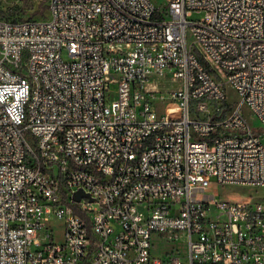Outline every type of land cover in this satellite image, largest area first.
<instances>
[{
	"label": "built area",
	"instance_id": "1",
	"mask_svg": "<svg viewBox=\"0 0 264 264\" xmlns=\"http://www.w3.org/2000/svg\"><path fill=\"white\" fill-rule=\"evenodd\" d=\"M48 9L0 15V264H264L217 191L264 188V0Z\"/></svg>",
	"mask_w": 264,
	"mask_h": 264
},
{
	"label": "rangeland",
	"instance_id": "2",
	"mask_svg": "<svg viewBox=\"0 0 264 264\" xmlns=\"http://www.w3.org/2000/svg\"><path fill=\"white\" fill-rule=\"evenodd\" d=\"M49 0H0V15L9 20H43L50 16L48 9ZM157 6H161L164 0H153ZM201 12L195 11L189 20H197L202 17ZM65 58H68L67 54H64ZM237 93L233 89L228 91V101L234 102L237 98ZM175 104H170L168 112L174 110ZM230 107H225V111L228 112ZM243 115L249 124L255 128H263V124L258 120L254 113L247 107L243 110ZM219 196L223 200H231L236 202H243L253 196V198L263 197L264 188H254L242 184H227L217 188ZM214 195H206V199H210ZM61 237V236H60ZM62 238V237H61Z\"/></svg>",
	"mask_w": 264,
	"mask_h": 264
},
{
	"label": "water",
	"instance_id": "3",
	"mask_svg": "<svg viewBox=\"0 0 264 264\" xmlns=\"http://www.w3.org/2000/svg\"><path fill=\"white\" fill-rule=\"evenodd\" d=\"M84 195H87V194H85L82 190H80V191H78V192L75 194L74 199H75L76 201H79V200L81 199V197L84 196Z\"/></svg>",
	"mask_w": 264,
	"mask_h": 264
},
{
	"label": "trees",
	"instance_id": "4",
	"mask_svg": "<svg viewBox=\"0 0 264 264\" xmlns=\"http://www.w3.org/2000/svg\"><path fill=\"white\" fill-rule=\"evenodd\" d=\"M16 21V20H15Z\"/></svg>",
	"mask_w": 264,
	"mask_h": 264
}]
</instances>
